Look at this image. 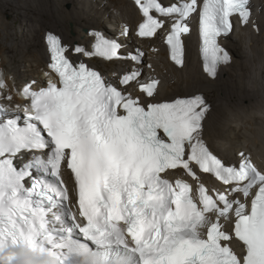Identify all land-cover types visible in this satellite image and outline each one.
Returning <instances> with one entry per match:
<instances>
[{"label":"snow or ice","instance_id":"obj_1","mask_svg":"<svg viewBox=\"0 0 264 264\" xmlns=\"http://www.w3.org/2000/svg\"><path fill=\"white\" fill-rule=\"evenodd\" d=\"M134 3L135 35L161 39L177 66L196 16L210 78L231 59L218 38L233 29L234 15L242 24L250 16L249 0ZM130 31L90 30L87 45L49 31L56 79L45 86L31 80L10 88L0 73V252L22 243L36 253L47 246L62 264L93 250L92 264L114 257L119 264H264V167L243 151L227 160L210 150L203 131L211 105L202 92L155 100L159 82L140 79L144 52L126 48ZM96 59L132 66L106 76L90 66ZM134 83L146 102L128 90ZM62 167L74 176L75 208ZM197 169L222 187L210 190ZM170 170L181 175L169 179ZM231 214L227 230L222 220ZM234 238L240 252L229 246ZM12 259L0 256V264Z\"/></svg>","mask_w":264,"mask_h":264},{"label":"bare ground","instance_id":"obj_2","mask_svg":"<svg viewBox=\"0 0 264 264\" xmlns=\"http://www.w3.org/2000/svg\"><path fill=\"white\" fill-rule=\"evenodd\" d=\"M60 1L61 0H0V27L3 26V31H0V35L6 40V43L0 41V71L5 69L3 76L6 74L5 80L10 88H22L26 82L31 80H35L36 85L39 86L44 82V78L51 73L49 69V53L46 44V34L49 31L60 35L65 43H79L80 45H87L89 43L91 38L88 33L90 30H101L104 33L110 32L106 28L104 22H102V19H100L99 7H95L93 5L94 3L89 4L87 0H70L73 5L78 8L77 12L75 11L78 17L70 18L63 15L62 9L59 6ZM104 1L105 0H100L101 7H104V9L108 8L107 4H109L112 5L114 9L110 13L111 17H109L111 24L115 26L112 27L114 30L119 31L120 26L124 23L131 25L133 30L136 28L140 20V14L133 1L108 0V3ZM256 1L257 0L253 1L251 5L254 4V2L256 3ZM263 1L264 0H259V4L257 5H261L264 3ZM9 12L13 17L15 16L14 14H17L15 18L23 25V33L12 32L13 27L6 22V14ZM84 14H87V16H83ZM258 20L259 25L252 21L254 24L258 25L254 35L250 37H245L244 35L245 38L243 39L245 43L248 44L249 51L246 50L247 54L246 52L244 54L245 47L238 51L239 55L241 53L240 57H242L243 53L242 64L244 66L242 67V65H240L241 70L237 72L235 77L232 78L227 72L234 69L237 60L232 61L235 54L230 51V48H228L229 46L227 47L225 45L224 40L226 39L228 42V40L233 37L236 29L234 28L230 36L222 38L224 39L222 46L225 49H229L231 61L227 65L219 67L216 78H210L204 72L203 63L200 58V42H198L199 39L197 34L193 33L187 40L186 52L188 54V41L190 40L191 54L193 53V55H195V59L197 58L198 62H194V60L185 62V65L187 64L186 66H188V64L193 65V73L191 72L188 75L182 73L177 74V72H182L184 68H178L168 61V63L173 66L176 76H178V79L174 82L169 76V72L171 71L168 65L161 64L160 68H158L160 73L159 77L163 78V85L169 82H171V84L165 90L162 85L160 91H162L163 94L159 92L156 99L159 101L170 100L178 96L202 92L211 105L210 111L204 121L203 131L204 139L206 143L210 145L208 146H212V138L215 137H221L222 140H227L230 137L238 139L239 136H242L245 138L244 141L241 139L235 141V139L234 141H230V145L219 142V144L215 146L221 148V152L217 153L224 159L235 160L237 153L244 148L235 151L236 147H238L236 142L245 146L244 149L250 148L248 142H251L257 148H260L256 156L254 155L256 159H254V156L253 159L261 167H264V96L260 93V91L264 92V7H261V14ZM245 27L246 24L241 25L242 29H245ZM124 42L130 45H141L150 52L153 58L159 56L151 53L152 44L150 43L153 42V45L157 44V46H162L159 39L139 40L133 36H129ZM161 51L167 58L166 49L162 47ZM197 53L199 58L197 57ZM187 56L188 55H186V60H188ZM37 60H39L38 63L42 64L44 68L41 74L36 75V70L34 71L32 67L27 72L20 71L22 62H25V64L28 63L30 68ZM89 63L90 66H95L97 69H100L106 76L111 75L113 72H117L122 67L124 69L130 67L129 62L118 61L116 63H108L99 59L90 61ZM12 71L19 72V74L11 73ZM150 73L157 74L154 70H150ZM17 79H19V82H17ZM239 86L248 91L247 93L249 94L246 97L238 91ZM226 98L231 99L228 105L224 106L222 105V100H226ZM16 99L19 102V97ZM219 108L228 115L226 124H222L219 121ZM204 178L205 181H209L207 176ZM66 179L69 188L73 191L72 182L68 176Z\"/></svg>","mask_w":264,"mask_h":264},{"label":"rangeland","instance_id":"obj_3","mask_svg":"<svg viewBox=\"0 0 264 264\" xmlns=\"http://www.w3.org/2000/svg\"><path fill=\"white\" fill-rule=\"evenodd\" d=\"M122 1H124V0H122ZM87 2L89 3V4H93L95 7H99V11H100V19H102V22H104V24H105V26H106V28L108 29V31H110V33L111 34H113V35H117L118 33H119V31H116V30H114L112 27L114 26V25H112L111 24V21H110V18L109 17H111V15H110V13H111V11L112 10H114L113 8H112V5H109V4H107L108 5V8H105L104 9V7H101L102 5H101V2H100V0H87ZM104 2H106V3H108V0H105ZM264 2V1H263ZM64 3V4H63ZM98 3V4H97ZM257 4H259V0H257L256 1V3L254 2V4H252V7H253V14H254V16L249 20V22L246 24V27H245V29H242V28H244V27H242L241 28V25H238V24H236V32L234 33V35H233V37L231 38V39H229L228 40V42L226 41V39L224 40V42H225V45L228 47L229 46V48H230V51L233 53V54H235L234 55V58L232 59V61L233 60H237V64H236V66L234 67V69H231V70H229L227 73L233 78V77H235L236 76V74H237V72L239 71V70H241L240 69V65H242V67L244 66L243 64H242V62H243V53H242V57H240L241 56V53H240V55H239V53H238V51L239 50H241V49H243L244 47H245V51H244V54H245V52H246V54H247V51L246 50H248L249 48H248V44L247 43H245V41H244V39L243 38H245V37H250V36H253L254 35V33L256 32V29H257V27H258V25H259V15L261 14V7L263 8L264 7V3H262L261 5H257ZM59 6L61 7V9H62V13H63V15L64 16H66V17H70V18H77L78 17V14L76 13L77 12V7H75L74 5H73V3L70 1V0H66V1H64V0H61L60 2H59ZM259 6V7H258ZM64 10V11H63ZM76 11V12H75ZM121 12V11H120ZM260 13V14H259ZM88 14H90V13H88ZM123 14V13H122ZM12 14H10V12L8 13V14H6V22L8 23V24H11V26L13 27V29H12V32H19L20 34L21 33H23V29H24V27H23V25L20 23V22H18L17 20H16V18H15V16L17 15V14H14L15 16L13 17V16H11ZM91 15V14H90ZM83 16H87V14H84ZM93 16V15H92ZM258 16V17H257ZM99 17V16H98ZM110 21V22H109ZM252 21H254V23H258V25L257 24H254ZM115 27V26H114ZM132 27V26H131ZM262 28V27H261ZM101 29H103V28H101ZM120 29V28H119ZM0 31H3V26H1L0 27ZM260 31H262V30H260ZM131 33H132V35L131 36H133V28H132V30H131ZM196 34V33H195ZM244 35H245V37H244ZM134 37V36H133ZM0 41H2V42H5L6 40L0 35ZM199 42V41H198ZM245 44H244V43ZM6 43V42H5ZM229 43V44H228ZM150 44H152V47L153 46H155L153 49H152V47H151V53H154L156 56L158 55L159 57H152L151 56V54H150V52L147 50V57H146V67H147V69H148V71H150V70H154V71H156L157 72V74L160 76V73H159V69L158 68H160V65L161 64H167L168 65V67H169V69H170V71L171 72H169V76H170V78H172V81L174 80V82L178 79V76H176V72H175V70L173 69V66L170 64V63H168V58H166L164 55H163V53H162V51H161V46H157V44H154L153 45V42H151ZM126 45H127V43H126ZM190 40L188 41V60H186V61H193L194 60V62H198V60H197V58L195 59V55H193V53L191 54V51H190ZM245 45V46H244ZM236 46H237V48H236ZM234 47V48H233ZM247 47V48H246ZM158 49H160V50H158ZM228 50V52H229V49H227ZM197 51V50H196ZM249 51V50H248ZM190 52V53H189ZM238 53V54H237ZM192 57V58H191ZM197 57H198V53H197ZM199 58V57H198ZM187 59V58H186ZM38 61L39 60H37V61H35L34 62V64L32 65V66H30V68H29V66H28V63H26L25 64V62H22L21 63V65H20V71L21 72H27L29 69H31V67H32V69H34V71L36 72L35 74L36 75H38V74H41V72H42V70L44 69L43 68V66H42V64H40V63H38ZM231 61V60H230ZM119 65V64H118ZM187 65V64H186ZM184 66V67H182V68H184L183 70H182V72L180 71V72H177V74H185V75H188V74H190L191 72L193 73V65H191V64H188V66ZM42 66V67H41ZM230 68V67H229ZM5 71V69L4 70H1L0 71V73H5L4 72ZM11 73H18L19 74V72H15V71H12ZM177 77V78H176ZM4 78H6V74L4 75ZM16 78H18V77H16ZM161 78V77H160ZM46 78H44V80H45ZM161 79H163V78H161ZM18 81L17 82H19V79H17ZM263 83H264V80H263ZM162 84H163V82H162ZM171 84V82H169L168 84H164L163 85V88H164V90L165 89H167V87L169 86ZM238 85H239V82H238ZM236 89H237V86H236ZM2 91H4L5 93L8 91V89H4V90H2ZM238 91L240 92V93H242V94H244L243 96L244 97H246L249 93H247L248 91L247 90H245V89H243L241 86H239L238 87ZM260 93H261V95L262 96H264V92H261L260 91ZM160 94H163V92L162 91H160ZM246 94V95H245ZM230 99L231 98H226V100H222L223 101V104L222 105H224V106H227L228 105V103L230 102ZM247 102V101H246ZM218 112H219V121L222 123V124H226L227 123V120H228V115H227V113L225 112V111H223V110H221L220 108L218 109ZM233 123V122H232ZM239 137H241V138H239ZM238 137V139L237 138H234L233 139V137H230L229 139H227V140H222L221 139V137H215V138H212V141H213V143H212V148L216 151V152H221V148H217L215 145H217V144H219V142H222V143H224V144H227V145H230V141H234L235 139V141H237V140H239V139H241V140H245V138H243L242 136H239ZM227 141V142H226ZM237 143V145H238V147H236V149H235V151L236 150H238V149H240V148H245V146H242V145H240L238 142H236ZM213 144H214V146H213ZM221 144V143H220ZM248 144L250 145V148H246V150L249 152V150H250V153L254 156H256V153L259 151V149L260 148H257L254 144H252L251 142L249 143L248 142ZM209 145V144H208ZM210 146V145H209ZM243 148V149H244ZM255 156H254V159H256L255 158Z\"/></svg>","mask_w":264,"mask_h":264},{"label":"trees","instance_id":"obj_4","mask_svg":"<svg viewBox=\"0 0 264 264\" xmlns=\"http://www.w3.org/2000/svg\"><path fill=\"white\" fill-rule=\"evenodd\" d=\"M132 35V33L130 32V36ZM229 48V47H228Z\"/></svg>","mask_w":264,"mask_h":264}]
</instances>
